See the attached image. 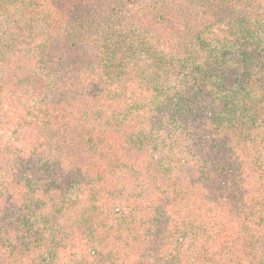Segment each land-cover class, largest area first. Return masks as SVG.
Wrapping results in <instances>:
<instances>
[{
    "label": "trees",
    "instance_id": "trees-1",
    "mask_svg": "<svg viewBox=\"0 0 264 264\" xmlns=\"http://www.w3.org/2000/svg\"><path fill=\"white\" fill-rule=\"evenodd\" d=\"M2 14L23 26L2 17L3 35L42 28V103L19 120L42 132L30 149L0 135V207L11 182L42 180V258L264 264V0H0ZM114 35L149 61L108 68L95 43ZM27 250L0 230V256Z\"/></svg>",
    "mask_w": 264,
    "mask_h": 264
},
{
    "label": "rangeland",
    "instance_id": "rangeland-1",
    "mask_svg": "<svg viewBox=\"0 0 264 264\" xmlns=\"http://www.w3.org/2000/svg\"><path fill=\"white\" fill-rule=\"evenodd\" d=\"M30 2L32 1H29L27 6L35 8V3ZM2 17L10 21L13 28L22 29L20 17L16 19L15 14L9 17L2 14L0 19ZM123 39L124 37L114 35L108 42V48L102 46L101 41L96 40L95 48L99 51L102 49L101 54L106 66L127 70L145 65L151 58L147 48L144 45L140 46L136 41L128 43L127 46L130 47L123 46L121 45ZM114 47H120L127 55L126 58L120 53L114 54ZM45 67L44 64L42 65V28L37 21L33 31L16 30L14 34L7 35L0 33V135L11 146L24 145L25 137L39 135L42 132V127H34L26 120L20 123L19 120L25 117L29 121L34 113L38 112V107L34 110V105L42 103L40 86L42 69ZM23 145L22 147L30 149L29 146ZM16 184L11 182V188L15 193L13 204L0 207V230L3 229L6 238L14 244L17 243V251H19L17 253H21L28 246L29 256L22 257L19 254L7 258L0 256V264H14L17 263V259L21 264H42V259H47L43 264H85L82 259L86 257V250L78 249L77 246L74 247V253L62 249V252L55 257L42 258V201L45 198L42 196V180L24 182L18 186ZM81 190L77 187L69 189L64 197L65 200L70 203L78 202L82 197ZM64 219L65 217L59 219V222H64ZM63 233L68 237L73 236L72 228L63 230Z\"/></svg>",
    "mask_w": 264,
    "mask_h": 264
}]
</instances>
